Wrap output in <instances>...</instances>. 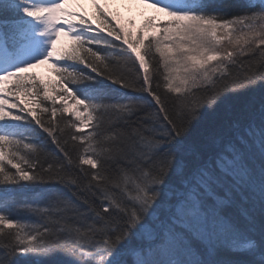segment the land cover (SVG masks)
<instances>
[{
	"label": "snow or ice",
	"instance_id": "obj_1",
	"mask_svg": "<svg viewBox=\"0 0 264 264\" xmlns=\"http://www.w3.org/2000/svg\"><path fill=\"white\" fill-rule=\"evenodd\" d=\"M0 264H264V0H0Z\"/></svg>",
	"mask_w": 264,
	"mask_h": 264
},
{
	"label": "rangeland",
	"instance_id": "obj_2",
	"mask_svg": "<svg viewBox=\"0 0 264 264\" xmlns=\"http://www.w3.org/2000/svg\"><path fill=\"white\" fill-rule=\"evenodd\" d=\"M85 7L88 10L89 14H92L94 12V9L90 3H86ZM110 8L114 12L118 11L125 23H127L131 19H135L137 23V27L140 26V24L142 23L144 19V16L141 15L142 12L145 15L153 14L151 9H145L144 6L142 5H139V6L132 5L131 10H129L124 5H118V4L110 5ZM45 67L41 66L40 68L36 69V71L39 72L43 76H50L51 72L49 70H46Z\"/></svg>",
	"mask_w": 264,
	"mask_h": 264
}]
</instances>
